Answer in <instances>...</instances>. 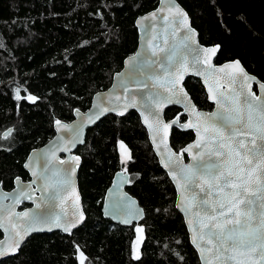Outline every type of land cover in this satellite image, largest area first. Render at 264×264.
Listing matches in <instances>:
<instances>
[{
    "label": "trees",
    "instance_id": "1",
    "mask_svg": "<svg viewBox=\"0 0 264 264\" xmlns=\"http://www.w3.org/2000/svg\"><path fill=\"white\" fill-rule=\"evenodd\" d=\"M187 12L202 45H218L216 63L238 59L264 83V0H176ZM158 0H0V183L12 188L16 177L28 180L22 164L27 154L53 136L55 121L69 122L74 109L85 111L98 91L110 86L123 60L137 46L135 19ZM194 104L207 110L204 90L187 78ZM21 97L35 96V102ZM165 110V119L179 113ZM184 120V117H181ZM11 129L10 134L2 133ZM190 132L173 129L170 144L179 150ZM123 143L132 159L120 162ZM78 187L84 223L71 235L58 232L27 239L18 254L0 264H199L175 192L158 166L146 131L135 112L107 115L87 130ZM127 168L126 192L145 212L134 259L135 226L123 227L101 215L104 193L115 172ZM24 207V206H23ZM1 238V234H0ZM137 239V238H136Z\"/></svg>",
    "mask_w": 264,
    "mask_h": 264
},
{
    "label": "snow or ice",
    "instance_id": "2",
    "mask_svg": "<svg viewBox=\"0 0 264 264\" xmlns=\"http://www.w3.org/2000/svg\"><path fill=\"white\" fill-rule=\"evenodd\" d=\"M169 11L173 9L169 8ZM174 11L176 17L187 19L186 14L178 7ZM155 15L152 14L153 18ZM164 19L167 20V17ZM175 23L174 18L170 25ZM164 31L166 33L167 28ZM175 34L174 29L173 35ZM193 36L194 31L189 27L180 44L169 47L167 38L162 44H154L153 41L157 37L152 35L148 41L151 56L145 57L139 65L136 58L130 61L134 67L138 65L137 71L132 73L130 78L135 81L137 89H149L148 93L139 101L135 95L125 96L119 109L99 106L101 112L116 111L118 115L123 116L129 107L135 108L139 104L143 109L141 115L144 116V122L154 134L153 139L162 130L167 135L168 129L179 124L180 115L170 123H165L160 118L159 109L162 103L182 102L181 97H187L182 88L183 74L188 71L189 65L194 67L200 63V52L215 53L218 47L199 49L189 61L188 55L194 51L191 48ZM224 67L233 69L227 74L228 83L233 87L224 91V85L217 83L215 88H208L209 99L213 100L217 107L212 113L196 112L194 105L190 109L185 103V110H191L196 120L184 123L181 127L194 129L196 139L178 153L169 150L166 160L162 162L181 191L182 199L177 203V207L188 214L189 224L195 221L197 225L193 229V243L200 251L204 264H264V83L249 75L239 61ZM140 76L146 79H137ZM147 81H151V85ZM249 81L258 84L260 94L252 90ZM207 82L206 77L205 83ZM237 82L239 89L234 87ZM245 85H248L247 91L244 90ZM157 87L163 88L169 95L164 96L159 91L151 90ZM124 91L128 93L129 88L125 86ZM174 97L176 99H173ZM16 98L33 102L37 99L35 96L20 95ZM116 101H121V97L117 96ZM149 117L152 122H149ZM56 124L61 125V122L57 120ZM63 127L67 128L66 125ZM120 147L122 157L130 161L132 157L126 146L121 143ZM185 153L190 157V163L182 162ZM73 159L79 161V157ZM125 162L122 158L121 163ZM44 171H48L47 162L44 164ZM124 171L127 172V168ZM73 172L74 168H64L53 171L52 176H37L35 171L33 175L44 181L42 188L45 193L52 190V194L47 197L48 201L60 198L63 204L65 197H62L61 193L71 187ZM52 177L57 179L53 180ZM21 194L31 198L23 189ZM40 207L41 205L37 204V208ZM114 207L120 205L116 204ZM62 211L63 216L67 217V209ZM12 215H16L17 219L23 217L27 221L26 225L19 226L22 228L20 231L17 230V224L9 220L18 238L13 251L19 248L20 242L31 232L43 230L37 225H46L49 230L52 227L63 228L65 232L70 233L71 229L76 228L84 219L82 212L79 216L73 212L72 219H62L60 214L54 212L35 215L24 212ZM131 215L133 214L129 213V216ZM123 222L128 223L129 219ZM136 231L140 232L142 229L137 228ZM76 251L79 253V264H85L87 257L84 252L80 251L78 246ZM4 254V251L0 250V256ZM132 255L134 259H140L135 244Z\"/></svg>",
    "mask_w": 264,
    "mask_h": 264
},
{
    "label": "water",
    "instance_id": "3",
    "mask_svg": "<svg viewBox=\"0 0 264 264\" xmlns=\"http://www.w3.org/2000/svg\"><path fill=\"white\" fill-rule=\"evenodd\" d=\"M179 8L183 13L186 14L187 19L184 20L183 17L175 16V8ZM169 8H172L173 11H169ZM155 13V18H153L152 14ZM167 17V20L164 18ZM175 18L176 23L171 24L170 22ZM134 27L137 33V46L133 54L127 56L123 60L122 68L120 71L116 72L112 76V80L110 86L105 89L96 92L93 94L90 104L87 110L81 111L78 109H74L72 113V120L69 122L60 121L61 125H57L56 121L52 125L53 136L50 140H48L45 144L40 147L32 149L26 156L23 161L22 167L23 170L28 175V180H23L21 177H16L12 181V188L10 190H4L2 184L0 183V250L4 251V255L0 256V262L6 260L8 258L14 257L18 254L19 250L23 246V244L33 235L37 234H51L54 232H58L62 235L69 236L75 230H77L85 221V212L82 205L81 194L78 187V172L81 166V157L76 154L78 147L83 146L86 138L87 130L93 128L101 119H103L107 115H113L115 117H124L130 112H135L140 120L141 126L146 131L147 140L151 147V150L154 156L157 159L158 166L161 170L166 174L169 182L174 188L175 199H174V208L178 212V214L182 217L183 224L185 226L187 237L189 244L195 251L199 264H204L200 251L197 249L196 245L193 243V236L195 232L193 229L197 226L195 221L193 224H189V216L186 214L181 208L177 207V203L182 199L181 191L177 185V183L171 178L168 174L169 169L164 166L162 161L166 160L168 151L170 150L173 153H178L189 144H192L196 139L195 130L192 128L185 129L181 127L184 123L189 121L195 122L196 117L191 112V110H185V103L191 106H195V111L199 113H212L217 110L216 104L213 100L209 99V87L215 88L217 83H222L224 85L223 90L228 91L230 89L228 83V73L232 72V68H225V65H231L235 61H239L238 59L230 60L227 62H223L221 64H215L216 57L219 52L218 45H210L205 46L199 42L198 33L192 27L190 17L187 12L180 6V4L176 0H158L157 6L155 9L138 16L134 21ZM191 28L194 31V36L192 38L191 48L194 50L191 54L188 55L189 61L192 60V57L196 55V52L199 49L203 48H214L217 47L215 53H203L200 52L201 61L198 64H195L193 67L189 65L188 71L183 74L182 77V88L183 91L187 93V97H181L182 102L174 103L164 101L161 105L160 118L165 123H170L173 119L180 115L179 124L173 125L172 128L168 129L167 135L164 134L163 130L155 136L153 139V132L149 129L148 125L144 122V116L141 115L143 109L139 107H129L123 116L118 115L116 111H108L101 112L99 106L107 107V108H121L124 102V97H131L135 95L137 100L139 101L142 97H144L149 89H137L136 83L133 79L130 78V75L137 71L139 62L142 61L145 57L151 56V49L148 46V41L152 35H155L157 39L153 41L154 44H162L165 38L169 41V47L173 44L179 45L183 36L187 32L188 28ZM167 28V32L165 33L164 29ZM175 29L176 34L173 35V30ZM154 30V31H153ZM132 58H136L138 65L134 67L130 64ZM153 59H157V57H152ZM240 62V61H239ZM240 65H243L240 62ZM244 68V67H243ZM223 69V71H220ZM245 69V68H244ZM246 71V70H245ZM247 72V71H246ZM200 73V74H198ZM248 73V72H247ZM249 74V73H248ZM251 75V74H249ZM253 76V75H251ZM207 77V84L205 83V78ZM187 78L197 79L206 95L207 102L212 105L211 111H205L199 109L191 99L190 94L187 92L184 86V82ZM139 80H145L146 77L140 76L137 77ZM257 81L261 82L258 78ZM149 85H151V81H147ZM263 83V82H261ZM249 84L253 88L255 86L257 94L259 92V86L256 82L249 81ZM127 86L129 88V92L125 93L124 88ZM239 82L234 86L239 89ZM248 85H245V91H247ZM152 91H159L164 96L169 95L164 92V89L161 87L153 88ZM253 90V89H252ZM121 97V101L117 102L116 97ZM173 99H176L175 97ZM176 107L180 110V112L175 115L173 118L165 119L164 113L167 108ZM78 110V111H77ZM147 115V113H145ZM91 117V119H89ZM181 117L185 119L181 121ZM149 122H152V118L149 117ZM67 126L64 128L63 126ZM173 129H178L183 132H190L193 135L192 141L186 144L179 150H174L170 144L171 133ZM8 129L2 133V137L6 138L10 132ZM159 145V147H157ZM73 157H79V161H75ZM60 161H66L67 163L61 164ZM47 162L48 171H44V164ZM182 162L187 164L191 162L190 157L185 153L182 158ZM78 164V166H77ZM26 165H28L26 167ZM64 168H74V172L71 176L72 185L67 189V191H63L61 193L62 197H65L64 203L61 204V199L57 198L55 200L48 201L47 197L52 194V190L50 189L47 193L43 191L42 185L44 181L42 179H38L37 176L43 174L45 176H52V172L57 169ZM33 171L37 173V176L33 175ZM19 178V179H17ZM53 180L57 179L56 177H52ZM129 183V175L127 172L123 170H119L115 172L112 176L110 185L106 189L101 205V215L105 220H109L114 224H118L123 227H130L134 225H139L145 218V212L143 208L139 205L136 198L131 196L126 192V187ZM74 188V191H73ZM25 190L28 192L31 198L24 196L21 194V191ZM78 197V199H77ZM18 201V202H17ZM47 201V202H46ZM37 204H40L41 207L37 208ZM119 204L120 207H114V205ZM25 205L26 207H23ZM63 209H67L68 216H63ZM24 212H29L32 214L38 213H46V212H54L56 214H60L62 219H72V213L76 212L77 216L79 213H83V221L80 222L76 228L71 229V232H65L63 228L52 227L49 230L46 225H37L38 228H42L43 230L33 231L28 236L25 237L23 241L20 242L19 248L13 251V247L16 239H18L15 235V231L13 230L9 220L11 219L12 223L17 224V230L22 231V228L19 226L21 224L26 225L27 221L20 217L17 219L16 215L12 214H22ZM129 213L133 215L129 216ZM125 219H129L128 223H124ZM199 242V241H197ZM207 255V254H205ZM79 257V253H78Z\"/></svg>",
    "mask_w": 264,
    "mask_h": 264
},
{
    "label": "rangeland",
    "instance_id": "4",
    "mask_svg": "<svg viewBox=\"0 0 264 264\" xmlns=\"http://www.w3.org/2000/svg\"><path fill=\"white\" fill-rule=\"evenodd\" d=\"M28 100V99H27ZM118 153H119V158H120V162H121V159L122 158H124L125 159V161L127 162L128 160L126 159V157H122V149H121V147H120V145L118 146ZM125 164V163H124ZM137 228H141L139 225H136L135 226V234H136V238H135V241H134V244L136 245V247L139 245V243H140V238H141V232L142 231H140V232H137L136 231V229ZM142 229V228H141Z\"/></svg>",
    "mask_w": 264,
    "mask_h": 264
},
{
    "label": "flooded vegetation",
    "instance_id": "5",
    "mask_svg": "<svg viewBox=\"0 0 264 264\" xmlns=\"http://www.w3.org/2000/svg\"><path fill=\"white\" fill-rule=\"evenodd\" d=\"M215 64H221V63H216V62H215ZM249 74H250V73H249ZM252 89H253V91H256V88H255V86H253V88H252ZM209 105H210V104H209ZM212 108H213V107H212V105H210V107H209L207 110H205V111H208V112H209V111H211V110H212ZM179 111H180V110H179ZM184 119H185V118H184ZM181 121H183V120H181ZM23 206H24V207H26L25 205H23Z\"/></svg>",
    "mask_w": 264,
    "mask_h": 264
}]
</instances>
